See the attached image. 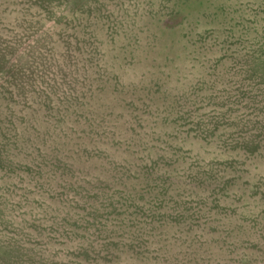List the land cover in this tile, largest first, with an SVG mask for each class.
Instances as JSON below:
<instances>
[{
  "label": "rangeland",
  "instance_id": "374dc122",
  "mask_svg": "<svg viewBox=\"0 0 264 264\" xmlns=\"http://www.w3.org/2000/svg\"><path fill=\"white\" fill-rule=\"evenodd\" d=\"M0 264H264V0H0Z\"/></svg>",
  "mask_w": 264,
  "mask_h": 264
}]
</instances>
